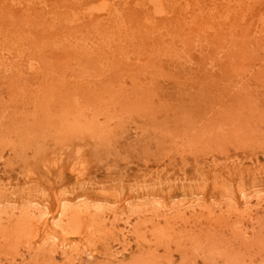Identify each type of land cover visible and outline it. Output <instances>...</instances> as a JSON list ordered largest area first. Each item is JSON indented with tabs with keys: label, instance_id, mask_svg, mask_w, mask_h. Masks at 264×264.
Returning <instances> with one entry per match:
<instances>
[{
	"label": "rangeland",
	"instance_id": "obj_1",
	"mask_svg": "<svg viewBox=\"0 0 264 264\" xmlns=\"http://www.w3.org/2000/svg\"><path fill=\"white\" fill-rule=\"evenodd\" d=\"M0 264H264V0H0Z\"/></svg>",
	"mask_w": 264,
	"mask_h": 264
},
{
	"label": "bare ground",
	"instance_id": "obj_2",
	"mask_svg": "<svg viewBox=\"0 0 264 264\" xmlns=\"http://www.w3.org/2000/svg\"><path fill=\"white\" fill-rule=\"evenodd\" d=\"M36 64V63H35ZM35 67V66H34Z\"/></svg>",
	"mask_w": 264,
	"mask_h": 264
}]
</instances>
